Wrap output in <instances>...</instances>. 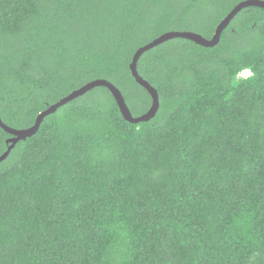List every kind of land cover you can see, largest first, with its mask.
Returning a JSON list of instances; mask_svg holds the SVG:
<instances>
[{"label": "trees", "instance_id": "1", "mask_svg": "<svg viewBox=\"0 0 264 264\" xmlns=\"http://www.w3.org/2000/svg\"><path fill=\"white\" fill-rule=\"evenodd\" d=\"M241 1L0 0V119L28 128L95 79L141 115L134 52L169 31L211 39ZM136 70L158 94L151 119L128 122L96 86L0 161V264H264V8Z\"/></svg>", "mask_w": 264, "mask_h": 264}, {"label": "water", "instance_id": "2", "mask_svg": "<svg viewBox=\"0 0 264 264\" xmlns=\"http://www.w3.org/2000/svg\"><path fill=\"white\" fill-rule=\"evenodd\" d=\"M247 6H258V7L264 8V1L263 0H243V1L239 2L220 21V23L217 25L215 32H214V35L211 39H206V38L202 37L200 34L190 32V31H169V32L163 33L160 36L154 38L152 41H150L149 43L139 47L134 52L133 57H132V61L129 65L130 71H131L133 77L135 78V80L147 90V92L149 93V95L152 98L151 106L145 113L138 115V116H132V114L130 113V111H129V109H128L125 101H124V98H123L120 90L117 87H115L111 82H109L105 79H95V80H92V81L84 84L80 88L73 90L68 95L59 99L57 102L49 105L44 111L40 112L37 115L34 124L28 128L14 129V128L7 126L0 119V127L4 131H6L7 133H9L11 135V137H9L7 139V143H8L7 149L0 155V161H2L3 159L6 158L9 151L15 145L16 142H18L19 140H23V139L33 135L36 132V130L39 126V123H40L41 119L43 118V116H45L46 114L54 112L58 107L64 105L65 103L72 100L73 98L84 94L86 91H88V90H90L96 86H105L109 89V91L111 92L112 96L114 97V99L118 105V108H119V110H120V112H121V114L125 120H127L130 123L148 121L149 119H151L155 115V113L158 109V106H159V100H158L157 91L154 89V87H152L146 80H144L138 74V72L136 70V63H137V60L140 57V55L143 52H145L146 50H149L150 48H152V47H154V46H156V45H158L164 41L175 38V37L186 38V39L194 41L195 43H197L199 45L206 46V47L213 46L214 44H216L218 42L221 31L228 25L229 21L233 18V16L239 10H241L242 8L247 7Z\"/></svg>", "mask_w": 264, "mask_h": 264}]
</instances>
